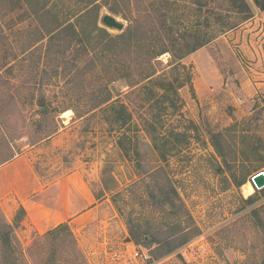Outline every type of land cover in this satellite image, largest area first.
<instances>
[{"label":"rangeland","instance_id":"374dc122","mask_svg":"<svg viewBox=\"0 0 264 264\" xmlns=\"http://www.w3.org/2000/svg\"><path fill=\"white\" fill-rule=\"evenodd\" d=\"M198 1L0 0V166L21 158L45 184L78 171L102 201L80 229L40 234L7 189L0 264H261L264 187L251 176L264 172V34L233 33L253 19L261 28L264 10L246 0L252 16L242 20L219 9L236 23L219 31L213 9L226 2L200 0L199 11ZM104 14L123 27L106 26ZM129 25L149 39L168 27L211 39L179 61L165 52L137 65L132 46H102ZM171 234L179 247L161 253Z\"/></svg>","mask_w":264,"mask_h":264},{"label":"crops","instance_id":"0c3cea01","mask_svg":"<svg viewBox=\"0 0 264 264\" xmlns=\"http://www.w3.org/2000/svg\"><path fill=\"white\" fill-rule=\"evenodd\" d=\"M254 21L249 20L233 34L236 37L240 34L242 37L264 34V20L261 28ZM220 41V37L215 40L216 43ZM221 46L233 75L243 80L242 66L230 58L227 47ZM22 163V159L17 158L0 166V195L7 189L16 195L25 210V221L33 231L41 234L61 223L80 229L95 217V209L102 203L101 197L95 196L80 172L67 173L45 184L41 183L31 166L25 167Z\"/></svg>","mask_w":264,"mask_h":264},{"label":"trees","instance_id":"16d2710c","mask_svg":"<svg viewBox=\"0 0 264 264\" xmlns=\"http://www.w3.org/2000/svg\"><path fill=\"white\" fill-rule=\"evenodd\" d=\"M223 1L226 2L227 4L226 8H223L221 4H218L216 6V9H213V11L217 15L216 20H217L218 25L222 27L219 31H225V30L232 29L236 25V23L227 22V20H224L223 14H221L222 12L218 11L219 9L225 10L227 17H230L229 14H235L236 16L241 17L242 20H245L249 18L250 16H252V8L250 7V5L247 3L246 0H223ZM252 1L256 7H258L261 10H264V0H252ZM204 4L206 3L200 0L197 2V5H198L197 7L199 11L203 9V7L205 6ZM57 24L58 22L56 23L55 28H58ZM69 26L73 28V25L70 24ZM93 29H95L94 31H98L101 34L105 32L104 30L98 27H94ZM135 30H136L135 25H129L126 28V30L121 34L110 36L106 33V39L102 38V40L104 41L102 46L105 47L106 51L112 49V53H116L118 49L122 50V49H125L127 46H132L133 49L137 50V52H135L138 55L137 65L147 63L148 65L151 66L152 65L151 59L155 58L156 56H159L162 53L170 52L172 59H174V61H179L183 57L184 54L190 53L200 48L204 44L208 43L210 41L209 39H211L203 35H199V34L192 35V36L178 35L180 36V38H178V37H175L174 34L169 33L170 31L169 27H168L169 31L165 35H162L161 37H155V38L149 36L150 37L149 39L147 37L134 36ZM214 38L215 37H213V39ZM90 39H91L90 37H87V41L89 43L90 48H93ZM138 50L140 51L138 52ZM153 74L154 72H150L148 75H144V77L148 78L152 76ZM109 99H110L109 96L104 97L101 100V102H98L96 104L94 108L98 107V105L100 106L102 103H106ZM110 107L114 109V106L111 105ZM119 107H121L122 111L124 112L127 111L124 105L119 106ZM128 118H130L129 114H128ZM19 212L21 214V218L25 216V210L23 209L22 206H20ZM63 226L67 228L68 224L61 223L49 231L56 230ZM11 231H12V225L7 224V230L4 232L3 234L4 237L2 240L4 246L9 247L11 243V240L9 238V234L11 233ZM185 232L186 231H183L182 233H185ZM178 236L179 235H172V236L169 235L163 238V240L159 241L161 245H163L164 247H167L166 250L162 251L161 253H169L171 251H174L176 248H178L179 247L178 244L173 243L174 239ZM132 240L135 242L137 240V238L133 234H132ZM4 264H15V263L11 260H7L4 262ZM261 264H264V256H263Z\"/></svg>","mask_w":264,"mask_h":264},{"label":"water","instance_id":"95a60500","mask_svg":"<svg viewBox=\"0 0 264 264\" xmlns=\"http://www.w3.org/2000/svg\"><path fill=\"white\" fill-rule=\"evenodd\" d=\"M102 22L109 27L121 29L123 24L119 22L113 15L111 14H104L102 16ZM252 184L257 188L260 189L264 187V172L258 171L251 176Z\"/></svg>","mask_w":264,"mask_h":264},{"label":"built area","instance_id":"2783aa9c","mask_svg":"<svg viewBox=\"0 0 264 264\" xmlns=\"http://www.w3.org/2000/svg\"><path fill=\"white\" fill-rule=\"evenodd\" d=\"M134 256L136 257H139V258H141V259H143V258H147V255L146 254H144V253H141V252H139L137 249H135L134 250Z\"/></svg>","mask_w":264,"mask_h":264},{"label":"bare ground","instance_id":"6f19581e","mask_svg":"<svg viewBox=\"0 0 264 264\" xmlns=\"http://www.w3.org/2000/svg\"><path fill=\"white\" fill-rule=\"evenodd\" d=\"M243 188H244V191L247 192L248 194L251 193V189H252V188H251V184H250V183H246V184L243 186ZM247 193H246V194H247Z\"/></svg>","mask_w":264,"mask_h":264}]
</instances>
